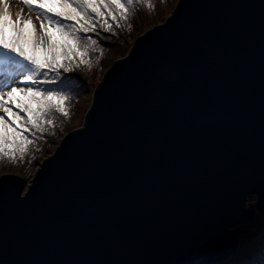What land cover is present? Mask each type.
<instances>
[{"label":"water","instance_id":"water-1","mask_svg":"<svg viewBox=\"0 0 264 264\" xmlns=\"http://www.w3.org/2000/svg\"><path fill=\"white\" fill-rule=\"evenodd\" d=\"M28 178H0V264L233 258L264 215V0H180Z\"/></svg>","mask_w":264,"mask_h":264},{"label":"snow or ice","instance_id":"snow-or-ice-1","mask_svg":"<svg viewBox=\"0 0 264 264\" xmlns=\"http://www.w3.org/2000/svg\"><path fill=\"white\" fill-rule=\"evenodd\" d=\"M133 0H0V156H22L52 111L67 115L55 88L61 72L85 62L97 43L88 34L112 32ZM15 7V11L13 8Z\"/></svg>","mask_w":264,"mask_h":264},{"label":"rangeland","instance_id":"rangeland-1","mask_svg":"<svg viewBox=\"0 0 264 264\" xmlns=\"http://www.w3.org/2000/svg\"><path fill=\"white\" fill-rule=\"evenodd\" d=\"M180 0H133L128 5L126 19L120 26H113L112 32L100 31V35L88 34L97 43L91 46L85 62H73V71L61 72L55 85H40L41 89L55 88L67 97L65 109L67 115L52 111L42 133L29 134L32 141L21 156L15 158L8 154L0 156V178L8 172L29 174L28 186L33 181L40 166L52 157L61 142L71 132L80 129L92 103L97 87L102 83L106 73L118 61L128 57L136 41L153 28L165 23L174 12ZM259 207L257 196H251V208ZM236 228L240 230L239 253L233 258L218 264H264L259 254L264 255V215L258 212L252 223ZM202 264L208 263L204 259Z\"/></svg>","mask_w":264,"mask_h":264},{"label":"trees","instance_id":"trees-1","mask_svg":"<svg viewBox=\"0 0 264 264\" xmlns=\"http://www.w3.org/2000/svg\"><path fill=\"white\" fill-rule=\"evenodd\" d=\"M257 259H260V262L264 263V255L263 254H259V257Z\"/></svg>","mask_w":264,"mask_h":264}]
</instances>
